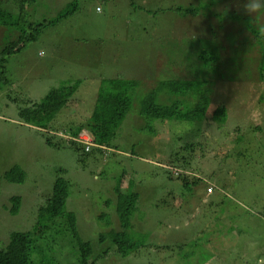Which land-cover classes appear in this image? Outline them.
Returning <instances> with one entry per match:
<instances>
[{"label": "rangeland", "instance_id": "1", "mask_svg": "<svg viewBox=\"0 0 264 264\" xmlns=\"http://www.w3.org/2000/svg\"><path fill=\"white\" fill-rule=\"evenodd\" d=\"M72 1L35 0L25 14L35 22L54 20ZM78 2L77 11L8 58L10 84L0 88V248L12 232L37 227L36 235L48 236L50 255H57L52 264H81L74 229L41 215L61 174L71 181L67 209L77 215L79 234L91 242L95 264H264V139L263 153L253 144L245 158L227 144L238 125L264 127V80L258 68L264 7L249 14L248 0ZM0 4L12 18L19 17L14 0ZM179 6L201 10L185 14L175 9ZM9 36L0 24V50ZM203 51L214 53L217 63L205 64ZM178 75L196 81L182 102L198 105L202 121L143 117V96ZM117 77L137 79L139 85L131 92L132 109L113 149L94 152L82 163L69 144L46 143L47 135L65 139L61 132L86 120L103 82ZM76 83L74 97L50 123L52 131L19 122L20 107L40 102L51 88ZM169 97L161 100L170 102ZM221 102L227 105L226 123L212 119ZM191 143L196 151L187 149ZM184 162L190 167L187 175L199 179L191 189L175 173ZM14 165L25 170L24 182L2 178ZM117 186L142 193L131 233L145 246L126 257L109 253L98 259L110 243L100 242L101 232L119 226ZM13 195L22 197L17 214L9 210ZM109 199L113 202L107 205Z\"/></svg>", "mask_w": 264, "mask_h": 264}, {"label": "trees", "instance_id": "2", "mask_svg": "<svg viewBox=\"0 0 264 264\" xmlns=\"http://www.w3.org/2000/svg\"><path fill=\"white\" fill-rule=\"evenodd\" d=\"M34 1L14 0L16 8L18 7L19 9H17L18 13H20L17 18H12L8 15L9 12H6L0 4V24L7 27L11 34V37L9 36L10 38L0 50V88L10 84V79L7 75L8 58L23 51L30 43L37 41L43 29L69 17L79 8L78 0H74L54 20L35 22L27 18L25 14L26 9ZM175 9L180 12L183 11L185 14L191 13L193 15H198L201 10L199 7L193 6L186 8L179 6ZM200 58L205 61V64L217 63L214 53L203 51L200 54ZM258 68L260 79L264 80V55L259 62ZM220 69L223 71L221 66ZM226 72H228V69ZM138 85L139 81L137 79L127 80L117 77L109 79L108 82L107 80L104 81L98 91L91 115L80 125L67 126V130L60 134L65 139L55 140L53 136L47 135L45 138L46 143L55 147L69 144L74 148L78 160L82 163L87 161L89 156L94 152L105 155L107 153L106 150L113 149L116 146L115 140L119 130L132 109L131 92ZM195 85L196 81L187 79L186 77H179V75L178 78L161 80L160 83L156 84V87L154 86V89L152 88L153 90L148 91L141 99L140 114L149 121L155 119L190 122L201 120L199 117L201 109L198 105H184L182 102L189 96V92L195 88ZM77 89V83L51 88L40 102H33L19 108V122L35 126L44 132L52 131L50 123L68 106ZM165 95H170V102L161 100ZM173 97H176V99L171 101ZM227 116V105L221 102V105L215 108L212 119L217 122L221 120L223 121L222 123H226ZM84 131L89 134L91 138L89 141L81 139L82 132ZM234 133L232 141L229 140L227 144L235 146L239 157L245 158L246 154L248 156L251 153V149L254 148L253 144H256L257 153H263L260 146L264 139V127L262 125H250L245 130L238 125ZM230 141L234 142V144H229ZM203 143L202 139H200V148ZM187 149L196 151L193 143L189 144ZM188 165L187 162H184L181 169L173 168L177 169L175 173L183 179L184 185L188 189H191L199 182V179H192L187 175L185 170L190 168ZM2 178L11 183L24 182L26 179L25 170L19 165H14L3 173ZM121 182L122 178L118 182L119 186L122 185ZM71 186V181L59 174L53 184L52 192L47 196L45 204L40 208L41 215L49 214V219L47 220L53 222H58L59 220L61 223L66 224V226L73 228V231L71 229L72 238L79 248L78 258L80 256V261L78 260V262H81V264H95V259H91V256L94 254L91 242L85 240L79 234L76 229L77 215L74 211L67 209ZM119 186L115 188V196L113 198L116 213L119 217V226L101 232L99 236L100 242L110 241V243L98 253V259H106L109 253L115 256L126 257L135 253L140 247L145 246L144 239L139 242L131 233L135 227L134 215L139 210L142 193L140 194L138 190L134 189L127 192ZM10 199L12 203V206L9 208L10 213L17 214L21 206L22 197L13 195ZM113 200H107V205L111 204ZM44 217L41 216V221L37 226L41 225ZM34 230L12 232L9 242L6 246L0 248V264H52L53 258L57 257V255H50L49 243L47 241L48 236H43V231H41V234L36 235ZM173 246L170 244L165 245L167 248H172Z\"/></svg>", "mask_w": 264, "mask_h": 264}, {"label": "clouds", "instance_id": "3", "mask_svg": "<svg viewBox=\"0 0 264 264\" xmlns=\"http://www.w3.org/2000/svg\"><path fill=\"white\" fill-rule=\"evenodd\" d=\"M245 7L249 14L254 13L264 7V0H248Z\"/></svg>", "mask_w": 264, "mask_h": 264}, {"label": "built area", "instance_id": "4", "mask_svg": "<svg viewBox=\"0 0 264 264\" xmlns=\"http://www.w3.org/2000/svg\"><path fill=\"white\" fill-rule=\"evenodd\" d=\"M81 139H83L85 141H89L91 138H90L89 134L87 132H85L81 135ZM210 189H213V188H210Z\"/></svg>", "mask_w": 264, "mask_h": 264}]
</instances>
